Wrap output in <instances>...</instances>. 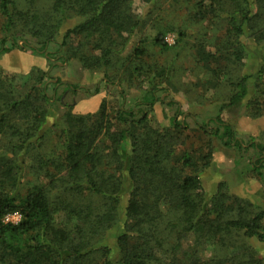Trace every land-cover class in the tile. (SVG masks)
<instances>
[{"label": "trees", "instance_id": "obj_1", "mask_svg": "<svg viewBox=\"0 0 264 264\" xmlns=\"http://www.w3.org/2000/svg\"><path fill=\"white\" fill-rule=\"evenodd\" d=\"M21 1L0 0L4 28L12 38L11 47L2 50L19 46L23 30L33 31L40 46L24 42L34 53L41 52L50 65L52 53L46 45L55 41L68 12L82 14L86 19L65 32L62 44H66L72 31L96 33L107 44L100 63L106 71L113 64L109 56L114 53L115 35L124 26H130V33L136 27L128 13L130 0H47L48 10L40 3L33 4L38 0ZM193 1L202 12H217L215 16L225 23L211 56L229 55L239 62L248 54L249 43L262 53L264 0ZM188 31H179V36L184 38ZM204 37L203 42L207 41ZM209 40L214 43L213 38ZM154 42L161 49L168 48L162 35H157ZM145 55L144 47L132 53L133 61L126 64L128 78L141 67L144 69ZM47 77L44 71L31 76L26 84L15 86L0 77V264H174L170 260L163 262L168 254V258L173 256L174 249H169L172 253L163 249L164 240L158 237L161 221H167L162 224L172 229L178 227L171 219L179 220L182 226L178 243L182 234L192 232L196 246L211 241L226 247L231 244L229 236L237 234L245 241L241 248L247 252L240 253L235 264H264V253L249 252L247 245L255 240L264 248V207H254L235 196L230 209L226 204L228 196L221 190L212 198L199 191L198 173L209 165L211 154L201 164L186 152L178 160L173 159L181 133L188 127L176 119V114L165 127L154 124L156 88L146 90L133 105H125V91L120 89L121 103L112 117L104 101L96 117L70 114L55 148L49 150L45 141L52 130L53 112L46 93ZM250 77L243 75L234 83L229 105L245 97ZM258 108L255 103L254 115L260 114ZM210 124L214 128L209 132ZM56 126L57 123L53 125ZM199 127L226 147L242 148L233 127L218 115ZM254 147L262 150L259 145ZM262 161L259 159L256 167L260 174L259 170H264ZM27 166L34 168L36 183L22 193ZM7 178L13 180L11 185ZM59 211L63 213L62 221L58 219ZM13 212H19L21 220L4 222L5 215ZM214 263L227 264L220 255Z\"/></svg>", "mask_w": 264, "mask_h": 264}, {"label": "rangeland", "instance_id": "obj_2", "mask_svg": "<svg viewBox=\"0 0 264 264\" xmlns=\"http://www.w3.org/2000/svg\"><path fill=\"white\" fill-rule=\"evenodd\" d=\"M194 2L130 0L128 13L136 27L130 33V26H124L115 35V45L112 46L114 53L109 56L113 64L108 71L100 64L107 44L100 41L96 33L72 31L66 44H62L65 32L80 25L86 19L84 15L67 11L68 17L55 35V41L46 45V50L52 53L53 64L50 65L41 52L34 53L26 46L25 40L29 45L40 46L39 38L33 31L23 30L18 38L19 46L3 52L4 47H11L12 38L4 28L5 18L0 12V43L5 38L2 48L0 46V77L15 86L26 84L31 76H38L41 72L48 74L46 93L51 99L50 108L53 112L50 118L52 130L45 141V148L49 150L55 148L60 129L67 123L66 118L70 114H92L96 117L104 101L112 117L121 103L118 94L120 89L125 91V105H133L141 100L146 90L156 88L154 124L165 127L176 114V119L188 127L181 133L182 138L173 159L178 160L186 152L201 164L211 154L209 165L198 173L199 191L207 198H212L218 189L221 190L228 196L226 204L230 209L235 196L254 207H264V170H259L262 174L256 171L258 160L263 159L264 162V50L262 53L257 52L256 46L249 43L246 45L248 54L239 62L229 55L211 56L215 52L214 44L218 42L219 34L225 29V23L215 16L217 12H202ZM38 3L44 10L50 7L47 0L34 1L33 4ZM185 29L189 31L183 38L179 36V31ZM157 35L163 36L168 48L161 49L154 42ZM204 35L207 38L205 42L202 41ZM209 38H213L214 43ZM137 47L146 50L142 59L144 69L141 67V70L134 71V77L128 78L126 64L129 60L133 61L134 57H130ZM243 75H251L247 94L240 102L229 105V98L235 92L234 83ZM110 78L116 79L107 83ZM95 89L98 92L94 93ZM170 101L173 103L169 104ZM255 103L259 104V115H254ZM217 115L233 127L236 140L242 143L241 149L224 146L218 138L199 127ZM13 120L20 123L15 118ZM55 123L57 126L53 127ZM211 128H214L213 124H210L209 132ZM255 145L262 147V150L256 149ZM28 163L32 166V159ZM34 171L32 167L27 168L22 193L36 183ZM7 180L8 185L13 183L12 179ZM56 192L53 191V199ZM229 213L233 215L235 210ZM62 214L60 211L57 213L59 221L63 220ZM171 221L173 224L178 223V227L172 229L162 224H167V221H161L158 233L161 242L164 240L163 249L174 252L170 258L168 254L163 259L164 263L216 264L214 258L220 255L227 264H235L240 253L245 251L241 248L245 241L237 234L229 236L231 244L226 247H218L211 241L196 246L192 232L182 234L178 243L177 235L182 226L179 220ZM247 245L249 252L256 250L260 255L264 253L263 244L255 240L248 241ZM170 248L174 250L170 252Z\"/></svg>", "mask_w": 264, "mask_h": 264}, {"label": "built area", "instance_id": "obj_3", "mask_svg": "<svg viewBox=\"0 0 264 264\" xmlns=\"http://www.w3.org/2000/svg\"><path fill=\"white\" fill-rule=\"evenodd\" d=\"M21 220V214L19 212H13L5 215L4 222L17 223Z\"/></svg>", "mask_w": 264, "mask_h": 264}]
</instances>
